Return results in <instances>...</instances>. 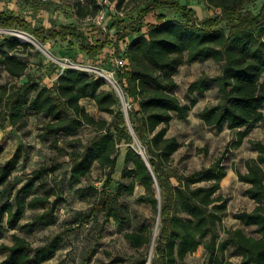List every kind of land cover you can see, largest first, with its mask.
Masks as SVG:
<instances>
[{
  "label": "trees",
  "instance_id": "trees-1",
  "mask_svg": "<svg viewBox=\"0 0 264 264\" xmlns=\"http://www.w3.org/2000/svg\"><path fill=\"white\" fill-rule=\"evenodd\" d=\"M124 1L117 0V8ZM132 1L140 6L136 19L125 25L121 19L114 18L108 25V29L118 27L111 44L113 53L118 55L119 43H126L123 51L126 63L115 68L114 78L131 103V108H126L128 118L116 93L101 89L104 79L100 76L65 68L48 87L41 85L36 77L26 75L28 58L22 54L32 45L7 35L0 36V68L11 81L0 85V129L5 123L22 128L27 124L29 113L45 118L41 136H49L54 142L60 134H77L82 125L94 128L95 135L82 150L69 152V181L73 185L89 178L94 164L104 170L105 180L96 203L88 212L78 213L76 222L84 226L96 213H101V228L110 220L122 228L124 223L130 222V217L120 199L124 194L131 195L137 184L141 185L143 193L137 201L151 207L158 223L149 264H179L199 246L206 252V264H264V144L252 142L256 157L245 162L244 173L236 171L238 180L248 185L245 194L255 202V207L232 216L241 225L254 227L255 235L235 227L226 230L220 238V224L227 215L228 203L219 193L227 175L222 157L210 166H201L187 174H170L172 156L180 143L176 137L167 135L173 114L177 119H186L198 102V96L211 85L217 90V102L205 106L198 117L216 132L236 131L233 147L241 144L250 129L264 124V4L254 14L243 11L244 5L252 0H204L209 8L220 13L199 19L191 5L178 0ZM92 6L78 3L77 16H95L100 7L95 2ZM167 10L175 11L178 16L169 17ZM149 14L154 21L146 24V30L142 31L143 20ZM223 21L227 31L221 26ZM0 28H17L32 34L42 44L59 37L67 42L66 53L76 46L96 66V58L109 44L106 38L89 41L74 24L57 28L31 27L24 19L4 11H0ZM208 59L220 63L219 73L212 77L203 74L192 81L187 86L190 99L182 102L176 95L178 84L174 75L184 63ZM23 76L26 79L19 82ZM84 101L93 104L98 113L111 115V120L96 117ZM128 122L131 129L127 127ZM122 142L128 144L121 171V179L126 183H118L110 190ZM136 142L143 156L133 146ZM21 156V147H17L12 156L0 164V186L8 185ZM51 170L41 167L16 190L10 186L7 193L12 199L0 203V253L4 254L0 264H41L58 250L63 233H57L32 250L27 239L15 232L11 233L10 244L2 240L5 229L19 228L30 233L37 225L55 223L61 197L54 188L41 195L33 192L35 183ZM172 176H176L175 184ZM40 184L42 187L44 182ZM90 188L97 190L78 187L77 192L85 196ZM26 208L40 209V212L35 213L31 221L20 224ZM153 229L141 223L136 229L125 231L123 235L137 251V256L128 259L116 255L103 264L127 261L147 264ZM226 251L238 260H224ZM87 262L86 259L85 264Z\"/></svg>",
  "mask_w": 264,
  "mask_h": 264
},
{
  "label": "rangeland",
  "instance_id": "rangeland-1",
  "mask_svg": "<svg viewBox=\"0 0 264 264\" xmlns=\"http://www.w3.org/2000/svg\"><path fill=\"white\" fill-rule=\"evenodd\" d=\"M178 1L191 5L199 19L220 13L219 10L209 8L204 0ZM93 2L101 8L99 3L94 0H0V11L13 13L15 16L24 19L31 27L57 28L60 25L74 24L80 28L84 36L91 42H93V39L104 41L106 38L109 44L96 58L97 67L99 70L110 73L113 78L111 70L116 67L115 61L121 57L126 62L123 57L126 43L120 42L119 54H114L111 44L114 41V34L118 27L113 26L108 29V25L114 18L121 19L125 25L131 23L136 19V12L140 6L136 1L125 0L120 8H117V0H108V4L103 6L106 7L105 18L99 25L92 14H88L84 18L77 16L78 3L92 6ZM263 4L264 0H252L244 5L243 11L256 14ZM92 9L94 10L93 6ZM165 13L171 18L178 16L173 10H167ZM153 21L152 14L147 15L143 20L142 31L146 30V24ZM221 26L227 31L224 21L221 22ZM20 34L31 36L38 43L37 45L33 41H20L32 45L22 54L28 58L26 75L36 77L41 85L50 87L57 79L58 74L71 65L85 68L92 62L76 46L66 53L64 49L67 42L59 37L47 40L42 44L32 34L20 31L17 28H0V36L14 35L18 37ZM38 46H41L45 52ZM69 59L72 63L69 62ZM103 67L111 70H106ZM219 71L220 63L212 59L182 64L174 75L178 84L177 97L182 102L189 101L187 86L203 74L212 77L217 75ZM86 73L93 77L98 76L93 72ZM25 79L26 77L23 76L18 81L22 82ZM9 81H11V78L0 68V85ZM101 89L113 90L119 98L121 109L131 108V103L125 97L121 88L119 89L121 90L119 96L116 89L104 79V85ZM198 98V102L192 107L186 119H177L176 115L173 114V118L169 123L167 135L176 137L180 143L178 150L172 156L170 174H187L192 170L199 169L201 166H210L214 160L222 157V162L227 168V175L221 182L219 193L228 199V203L227 215L220 224V238L224 237L226 230L235 227H241L248 235H255L254 227L241 225L232 215L239 211H251L255 207V202L245 194L248 185L238 180L236 171L244 173L246 171L245 162L256 157L257 152L251 148L252 142L264 144V124L250 129L241 144L238 147H233L236 141V131L224 129L222 132H216L203 124L198 117L199 111L205 106L217 102L218 95L215 86L211 85ZM85 105L96 117L107 121L111 120V115L98 113L90 102L85 103ZM262 110L264 112V106ZM125 114L128 118L127 112ZM45 121L43 116L29 113L27 124L22 128L17 129L5 123L0 129V147L2 148L0 164L10 158L17 147H21L22 155L16 169L8 179V185L0 186V203L12 199V196L9 197L7 193L10 186L16 190L37 169L41 167L51 168V171L43 174L42 179L35 183L33 192L41 195L44 191L54 188L57 195L61 197V202L56 208L55 223L48 226L37 225L30 233H26L19 228L15 230L5 229L2 240L10 244L11 233L15 232L27 239L32 250L46 243L49 238L57 233H63L62 241L55 255L41 264H85L86 259L88 260L86 264H103L116 255H122L128 259L137 256V251L131 248L125 239L124 232L136 229L141 223L155 228L154 225L157 223V218L154 216L151 207L137 201L138 196L143 193L142 186L137 184L131 195L124 194L120 199L130 217V222L124 223L122 228L118 227L113 220H110L101 228V213H96L88 224L78 225L76 222L78 213L88 212L96 203L100 196L99 192L105 180V175L104 170L94 164L89 178L72 185L68 173L71 164L69 152L73 149L82 150L89 139L95 135V130L91 126L82 125L77 134L73 136L60 134L54 142L53 138L49 136H41L42 125ZM127 127L128 129L132 128L130 122L127 123ZM133 146L139 151V142L133 143ZM127 147L128 144L124 142L119 144V154L111 176L110 190L115 189L118 183H126L125 180L121 179V171ZM171 181L175 184L176 176H172ZM42 182L44 184L41 187L40 183ZM78 187H95L97 190L90 188L86 190L85 196H79ZM51 199H54V197H51ZM37 212H40V209L26 208L20 224L31 221L32 216ZM149 251L150 245L147 249L148 254ZM3 257L4 254L0 253V260ZM226 259L234 262L238 260L230 257L229 251L224 254V260ZM125 264H129V261ZM179 264H206V252L203 246H199L194 253L188 255Z\"/></svg>",
  "mask_w": 264,
  "mask_h": 264
},
{
  "label": "built area",
  "instance_id": "built-area-1",
  "mask_svg": "<svg viewBox=\"0 0 264 264\" xmlns=\"http://www.w3.org/2000/svg\"><path fill=\"white\" fill-rule=\"evenodd\" d=\"M94 1H96L97 3H99V5L101 6L99 12L95 15V19H96L97 23L100 25L102 23V21L104 20V18H105V12H106V7L104 8L103 6H106L108 4V0H94ZM69 62H71L70 59H69ZM125 63L126 62L124 61V59L121 58V57H119V59H117L115 61V66H116L115 68L123 67L125 65ZM68 68H72V69H76V70H80V71H84V72H93V73L97 74L98 76L102 77L103 79H105L104 76H103V74H102V70H99L96 65L90 64L89 66H87L85 68L80 67V66H77V65L76 66L75 65H71ZM114 70H111V73L113 75V78H114ZM108 74H110V73H108ZM113 80L116 83V85L118 86L117 81L115 80V78Z\"/></svg>",
  "mask_w": 264,
  "mask_h": 264
},
{
  "label": "bare ground",
  "instance_id": "bare-ground-1",
  "mask_svg": "<svg viewBox=\"0 0 264 264\" xmlns=\"http://www.w3.org/2000/svg\"><path fill=\"white\" fill-rule=\"evenodd\" d=\"M18 37L20 38L21 41L27 40V41H33L34 43H37V42H35L33 40V38L31 36H28V35L20 34ZM37 45H38V43H37ZM38 47L45 52V50L41 46H38ZM102 74H103V76L105 78V81L107 83H109L110 85H112L113 88L116 89V91L118 92V94L120 96V92L119 91H121V90H119L120 89L119 86L116 85V83L114 82V80L112 79V77L110 76V74H108L107 72H104V71H102ZM157 231H158V223H156L155 228H154V231H153V235H152V240H151V245H150V251H149V257H148L149 260H150V257H151L152 251H153V243H154V239H155V236L157 234Z\"/></svg>",
  "mask_w": 264,
  "mask_h": 264
},
{
  "label": "water",
  "instance_id": "water-1",
  "mask_svg": "<svg viewBox=\"0 0 264 264\" xmlns=\"http://www.w3.org/2000/svg\"><path fill=\"white\" fill-rule=\"evenodd\" d=\"M17 38L20 40L19 37H17ZM20 41H21V40H20ZM123 111H124V113L127 112L125 108H123ZM125 115H126V114H125ZM139 153L143 156V151L141 150V148L139 149ZM147 264H149V258H148Z\"/></svg>",
  "mask_w": 264,
  "mask_h": 264
},
{
  "label": "crops",
  "instance_id": "crops-1",
  "mask_svg": "<svg viewBox=\"0 0 264 264\" xmlns=\"http://www.w3.org/2000/svg\"><path fill=\"white\" fill-rule=\"evenodd\" d=\"M85 103H89V102H86V101H84Z\"/></svg>",
  "mask_w": 264,
  "mask_h": 264
}]
</instances>
